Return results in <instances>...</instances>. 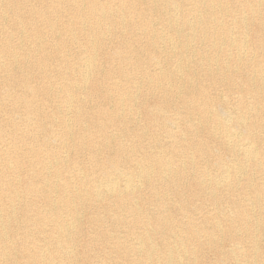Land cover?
Segmentation results:
<instances>
[{"label": "bare ground", "instance_id": "6f19581e", "mask_svg": "<svg viewBox=\"0 0 264 264\" xmlns=\"http://www.w3.org/2000/svg\"><path fill=\"white\" fill-rule=\"evenodd\" d=\"M207 249L264 264V0H0V264Z\"/></svg>", "mask_w": 264, "mask_h": 264}, {"label": "rangeland", "instance_id": "374dc122", "mask_svg": "<svg viewBox=\"0 0 264 264\" xmlns=\"http://www.w3.org/2000/svg\"><path fill=\"white\" fill-rule=\"evenodd\" d=\"M206 257V258H205ZM204 264H219V259L217 258V255L214 251H206L205 255L203 256ZM96 264H101V262H95Z\"/></svg>", "mask_w": 264, "mask_h": 264}]
</instances>
